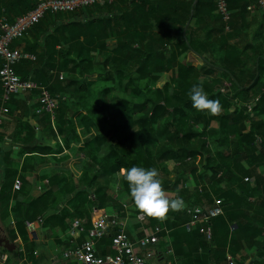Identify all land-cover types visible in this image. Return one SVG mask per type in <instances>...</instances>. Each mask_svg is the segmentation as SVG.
I'll list each match as a JSON object with an SVG mask.
<instances>
[{"label": "trees", "instance_id": "obj_1", "mask_svg": "<svg viewBox=\"0 0 264 264\" xmlns=\"http://www.w3.org/2000/svg\"><path fill=\"white\" fill-rule=\"evenodd\" d=\"M227 3L228 24L217 0H106L70 13H48L29 36L13 41L12 49L24 44L36 57L20 62L17 75L58 96L59 105L54 116L38 113L40 90L13 95L38 123L20 120L10 149L27 144L19 145L20 156L66 154L54 164L59 167L42 176L48 185L39 197L25 196L23 187L14 194L18 173L2 168L9 152H3L6 140L0 132V221L16 245L0 247V255L21 264V237L31 264H42L29 222L41 223L47 237L70 249L75 246L72 222L89 235L94 211L137 219L121 169L140 166L158 169L169 198L184 202L163 222L149 217L142 222L165 229L159 235L158 264H228L230 257L238 264H264V174L259 172L264 166V50L254 42L231 43L234 21L247 19L254 0ZM37 4L0 0V23L3 18L15 22ZM252 51L258 60H251ZM194 84L220 101L219 115L192 107L188 92ZM11 101L7 117L18 110L9 107ZM45 132L63 145L47 144ZM246 178H255L254 188ZM216 200L224 213L208 224L209 240L200 233L203 224H187ZM112 236L97 242L101 254H114Z\"/></svg>", "mask_w": 264, "mask_h": 264}, {"label": "built area", "instance_id": "obj_2", "mask_svg": "<svg viewBox=\"0 0 264 264\" xmlns=\"http://www.w3.org/2000/svg\"><path fill=\"white\" fill-rule=\"evenodd\" d=\"M106 0H38L37 6L11 23L3 18L0 23V81L2 83V92L0 93V132L3 123V116L8 114L7 104L11 101L12 96L21 93H28L34 90H40V108L38 113L50 112L54 116V112L58 108L59 98L54 96L45 87H39L36 82L31 80H23L16 73L15 67L24 60H35V55L18 49H12L11 45L14 40L22 39L29 36L31 28L40 23L48 13H70L84 7H92L94 5H104ZM217 7L223 21L228 24L231 19V11L229 10L227 0H217ZM258 8L264 11V0H254V4L249 7ZM227 30L229 26L226 27ZM64 77L60 73V79ZM249 181V178H246ZM22 187V181L17 178L14 183V190L19 191ZM222 202L216 200L215 205L206 213L195 212L192 222L188 225L198 223L203 224L200 233L207 239L212 238L211 229L208 224L213 218L223 215ZM137 220L142 223L146 217L140 214ZM128 218L121 217L118 213H109L106 210H98L97 214L92 218V227L89 236L84 237L86 228L83 225L75 223L70 229L71 238L75 241L83 239L77 246L66 249L61 253V259L67 264H158L157 246L160 243V234L165 230L162 227L150 228L137 241L133 240L127 233ZM31 232L35 231L34 223H27ZM112 236V249L114 255H100L97 249V242L103 238ZM23 260L21 264H31L28 260L25 247L20 244ZM36 254V253H35ZM264 260V258H263ZM157 261V263H155ZM0 264H12L9 261V255L2 253L0 255ZM228 264H238L237 260L230 257ZM245 264H255L248 261Z\"/></svg>", "mask_w": 264, "mask_h": 264}, {"label": "crops", "instance_id": "obj_3", "mask_svg": "<svg viewBox=\"0 0 264 264\" xmlns=\"http://www.w3.org/2000/svg\"><path fill=\"white\" fill-rule=\"evenodd\" d=\"M242 21L241 20H239V21L235 20L234 21V26H235L234 31H235L236 35H235V38L231 40V43L235 44V43L240 42L243 45H245L246 42L251 43V44H253V42H254V44L257 47H260V48H262V50H264V12L260 11L258 8H250L249 9V15L247 16V19L244 22H242ZM245 26L248 28L247 34L243 33L240 29V28H243L245 30ZM34 34L35 33L32 32L30 35V38H31V36L33 37ZM109 42H111V41H109ZM109 45H110V43H109ZM15 48L26 52L24 44L21 46V45L16 43ZM27 52H29V51H27ZM250 55H251V60H255V59L258 60V54H255L252 51V52H250ZM233 70H234L233 72L237 75L240 72L239 70H236L235 68H233ZM10 106H12L14 109L17 106L18 110L16 113H14V117H11V116L7 117V115H5L3 117L4 123H3L2 128H1V134L4 135V139L6 140V141H4L3 152H9V153L6 156V163L4 164V166L2 168H7L10 170H16L18 173L17 178H19L22 181V187L26 191V193H24V195L30 196L33 198H37L42 194L43 189L48 185V181L42 180L43 179L42 176L45 175L46 173H50L53 168L59 167L58 165L54 166V164L55 163L58 164V163H60V161L63 160V156L66 154V150H64V152L62 154L53 155L54 158H52L50 156L49 157H46V156L43 157L41 155L39 156V155H33V154H29V153H25L24 155L20 156L19 145H21L22 147H25V146H27V144H18V146H14L13 149H10V143L12 142L10 137H12L13 134L15 136V130L18 131L17 127L19 125L20 120H24V121L30 120V122L33 124L38 123L37 117H33L31 115L27 116L24 114V113H26L24 110L27 107L23 101L17 102L15 99H12L11 103L9 104V107ZM1 108L2 107L0 106V112H1ZM23 111H24V113H23ZM19 138H22V135H20ZM43 139L47 144L56 145L60 142L63 145L60 138H59L60 140L55 139L52 136V134L49 132H45L43 134ZM69 163L70 162L68 161L66 164L69 165ZM23 167L26 168V171H23ZM1 172H3V171H1ZM259 172L261 173V175L264 174V166H261L259 168ZM248 182H250L249 186L251 188H254L255 178H250ZM22 187H21V189H22ZM16 192L17 191L14 190V194H16ZM256 201L259 202V199H257ZM15 203H16V200H12L11 204L13 206ZM97 212L98 211H94L92 218H94V216L97 214ZM91 223H92V221H91ZM73 224H75V222H72L71 227ZM40 227H41V223H39L35 226L34 232H31L29 230V234H30L29 236H31L32 238L35 237V239L40 243V246L35 250L36 251L35 253L37 256L38 255H44L45 260L42 262V264H67L65 261H63L61 259V253L68 248L66 246L58 245L54 237H47L46 236L47 233L43 232V230ZM149 229L150 228H146V226H143L142 223H140L137 219H132V221L128 222V225H127V231H129L130 234L132 235L131 236L132 239H136V240L139 239V235L142 236ZM85 234H86V232L83 235V239H84V237L89 236L88 234L87 235H85ZM69 235H70V230H69ZM0 238L8 239L5 228L2 225L1 221H0ZM70 238H71V235H70ZM83 239H80L78 242L73 240V239L72 240L74 241L73 242L74 245L77 246L79 244V242H81ZM260 239L262 240V238H260ZM19 242H20V244L22 243V245L25 247V245H24L25 243L21 237H19ZM11 243L14 244L13 242H11ZM112 251H113V249H112ZM98 252L100 255H103L100 253L99 250H98ZM113 253H114V251H113ZM249 253L251 254L252 258L257 257V255L255 254V251L253 249L250 250ZM103 256H107V255H103ZM167 256H168V253H165V256H163V258L166 259ZM27 257H29L28 253H27ZM155 263H157V261H155ZM176 264H181V262L177 261Z\"/></svg>", "mask_w": 264, "mask_h": 264}, {"label": "clouds", "instance_id": "obj_4", "mask_svg": "<svg viewBox=\"0 0 264 264\" xmlns=\"http://www.w3.org/2000/svg\"><path fill=\"white\" fill-rule=\"evenodd\" d=\"M175 86L169 88V95L174 94ZM192 107L201 113L217 116L222 111L218 99H210L202 85H193L188 92ZM130 189V198L141 217L165 221L170 211L179 212L184 207L183 198L170 199L162 186L160 172L155 167L132 166L121 169ZM127 199V198H126Z\"/></svg>", "mask_w": 264, "mask_h": 264}, {"label": "water", "instance_id": "obj_5", "mask_svg": "<svg viewBox=\"0 0 264 264\" xmlns=\"http://www.w3.org/2000/svg\"><path fill=\"white\" fill-rule=\"evenodd\" d=\"M0 247H3L7 250L10 249H16V245L12 244L8 239L6 238H0Z\"/></svg>", "mask_w": 264, "mask_h": 264}, {"label": "rangeland", "instance_id": "obj_6", "mask_svg": "<svg viewBox=\"0 0 264 264\" xmlns=\"http://www.w3.org/2000/svg\"><path fill=\"white\" fill-rule=\"evenodd\" d=\"M172 176H174V175H171L170 177H172Z\"/></svg>", "mask_w": 264, "mask_h": 264}]
</instances>
